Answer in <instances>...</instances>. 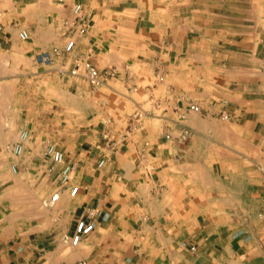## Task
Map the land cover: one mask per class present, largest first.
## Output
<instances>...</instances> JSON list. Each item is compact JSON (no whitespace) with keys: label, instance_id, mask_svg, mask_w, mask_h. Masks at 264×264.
Here are the masks:
<instances>
[{"label":"crops","instance_id":"1","mask_svg":"<svg viewBox=\"0 0 264 264\" xmlns=\"http://www.w3.org/2000/svg\"><path fill=\"white\" fill-rule=\"evenodd\" d=\"M196 7L191 26L189 15L154 23L146 44L156 50L143 61L162 81L138 89L146 98L123 95L138 109L150 102L152 112L89 128L83 147L65 154L77 193L64 191L38 214L39 231L5 242L0 264H264V0ZM14 142L10 168L53 192L42 146L24 165L13 159ZM80 218L94 230L71 247Z\"/></svg>","mask_w":264,"mask_h":264},{"label":"rangeland","instance_id":"2","mask_svg":"<svg viewBox=\"0 0 264 264\" xmlns=\"http://www.w3.org/2000/svg\"><path fill=\"white\" fill-rule=\"evenodd\" d=\"M76 1L86 9L84 24L72 13ZM211 3L212 0H66L63 4L52 0H0V163L5 160V165L0 166V180L4 182L0 185V247L39 231L42 226L36 221L37 215L51 210L47 200L52 188L48 190L45 183L36 182L33 173L19 166L14 172L6 146L15 139L19 141L22 132L27 133L24 152L13 159L31 164L30 158L43 148L45 140L55 143L65 155L83 147L88 129L101 120L131 118L136 111L141 115L152 112L150 102L138 109L130 106L123 95L146 98L148 95L138 89L162 81L163 72L160 75L155 71V76L152 71L146 72L148 65L143 61L156 50L155 45L146 44L153 36L154 23L164 28L179 23L181 15H189L191 26L197 14L192 9ZM181 7L184 12L177 13ZM21 29L28 32L26 40L18 37ZM68 36H74L79 44V52L75 49L77 57L100 70L115 68L116 75L128 79L132 92L126 91L117 76L96 87L84 79L82 86H76L75 77H83L82 69L71 77L68 70L72 58L62 53L53 58L51 65L35 61L37 52L62 48ZM144 72L150 73L149 79H138V74Z\"/></svg>","mask_w":264,"mask_h":264},{"label":"built area","instance_id":"3","mask_svg":"<svg viewBox=\"0 0 264 264\" xmlns=\"http://www.w3.org/2000/svg\"><path fill=\"white\" fill-rule=\"evenodd\" d=\"M56 3L63 4L66 0H52ZM72 13L81 21L82 24L86 22V9L83 4L76 1L72 4ZM1 30V26H0ZM82 31V30H81ZM80 31V32H81ZM18 37L21 40H26L28 38V32L25 29H21L18 32ZM75 37L68 36L64 42L62 48L51 47L46 50L39 51L35 54V61L39 64L51 65L53 63V58L59 54H65L72 58L71 68L68 72L71 75H77L82 69V76L86 77L87 81L92 86H99L103 84L106 79L115 76L116 69L108 67L105 70L98 69L92 62L88 60H82L81 58L75 56ZM59 71H65L59 69ZM188 109L192 112H200L201 108L196 103H190ZM221 117L223 119L228 118V114L222 113ZM186 134V132H184ZM26 139V134L21 133L19 141H17L13 147V153L15 155H20L23 152L24 141ZM42 158L47 165L49 171L55 173V188L54 191L50 194L47 203H55L58 201L61 194L65 191L69 196H74L78 191V186L72 183L73 176V163L68 162L65 159L64 152L50 140H45L43 142L42 148ZM103 160L98 162V166L103 164ZM12 170L15 171V166H11ZM94 230V223L86 218H80L77 220L74 231L71 236L68 238V244L71 247H75L79 242L88 237L89 234ZM194 247L191 246L190 249ZM75 264H87L86 260H80Z\"/></svg>","mask_w":264,"mask_h":264},{"label":"bare ground","instance_id":"4","mask_svg":"<svg viewBox=\"0 0 264 264\" xmlns=\"http://www.w3.org/2000/svg\"><path fill=\"white\" fill-rule=\"evenodd\" d=\"M4 95H5V94H4ZM4 95H3V97H5ZM50 204H51V203H50Z\"/></svg>","mask_w":264,"mask_h":264}]
</instances>
